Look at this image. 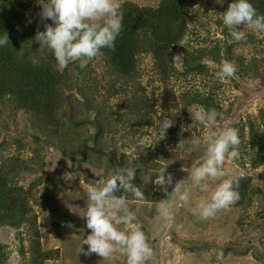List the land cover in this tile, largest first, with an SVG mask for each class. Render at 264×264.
Listing matches in <instances>:
<instances>
[{"label":"trees","instance_id":"16d2710c","mask_svg":"<svg viewBox=\"0 0 264 264\" xmlns=\"http://www.w3.org/2000/svg\"><path fill=\"white\" fill-rule=\"evenodd\" d=\"M231 2L120 0L123 27L115 51L103 49V54L86 68H81L77 61L60 69L51 52L38 50L39 42L34 40L37 30H44L37 0H0V35L9 36V44L0 48V229L13 231L18 238L20 264H50L61 256V249L47 248L48 239H43L39 228L43 209H37L55 193L56 185L66 186L69 180L61 169L58 175L50 173L49 164L55 153L77 164L70 173L76 175L72 177L74 182L82 172L83 183L91 184L125 167L128 158L134 159L133 183L144 191L145 201L140 203L122 190L116 195L128 197L130 207L141 216L142 222L154 223L153 229L147 230L137 220L151 245L153 230H159L156 235L161 230L154 219L158 214L156 205L173 197L174 184L169 186L166 197L154 184L155 177L148 182L143 177H148L155 168L165 167L161 160L167 159L172 165L166 171L173 175L175 183L188 176H184L187 172L182 167L190 168L201 162L203 145L189 153V145L181 148L179 143L200 135L190 125L194 121L190 112L220 109L219 99L226 93L227 84L220 83L214 73L223 61L235 64L237 71L229 83L241 90L236 100L249 97L256 86L264 87V34L257 36L248 31L245 40L235 42L221 19ZM252 3L264 13V0H252ZM207 23L214 24L222 38L211 41L209 36H202L201 29ZM239 27L243 29V25ZM186 33L190 38L182 46L178 41ZM146 57L151 58L152 74L144 63ZM33 58L39 64L34 65ZM176 83H180L179 90ZM232 105L217 121L226 117ZM171 112L178 113L172 116ZM165 116L171 117L174 124L166 137L159 140L158 124ZM250 117L245 124L248 136L244 127L236 124L231 127L241 139L240 159L225 165L230 169L239 161L244 167V170L236 167L242 173L232 178L240 198L214 217L216 223H228V232L219 248L223 258L229 257V264H243L234 255L246 252L231 248L234 240L230 241L229 235L249 218L255 199L261 208L256 214L264 218V176L254 174L264 166V128L261 127L264 120L257 122L252 119L254 116ZM216 130H220L218 126ZM163 145L167 153H162ZM91 169L99 172L95 181L87 175ZM74 182L69 181L68 187L75 193L84 190L86 193L87 184L77 189ZM210 188L214 190L215 184H210ZM193 193L197 194L194 202L210 196L198 188H190L189 194ZM243 209L245 213H241ZM64 216L60 213L53 216L58 233ZM24 229H27L28 249L21 236ZM86 236L83 233L79 243ZM207 239L194 240L196 248L212 245L213 241ZM183 243L186 246L188 240L184 239ZM12 252L0 240V264H11ZM192 260L190 256L189 264ZM108 261L126 264L120 253Z\"/></svg>","mask_w":264,"mask_h":264},{"label":"clouds","instance_id":"9594fccd","mask_svg":"<svg viewBox=\"0 0 264 264\" xmlns=\"http://www.w3.org/2000/svg\"><path fill=\"white\" fill-rule=\"evenodd\" d=\"M41 5L40 19L44 22V30H37L34 40L39 42V49L50 51L56 66L67 68L73 62H79L81 68H86L96 57L103 54V49L115 51V42L122 31L123 13L120 0H37ZM223 4L224 0H217ZM222 23L235 42L246 39L248 31L259 36L264 34V13H260L252 0H232L228 9L222 14ZM51 23H47V21ZM243 25L241 30L239 26ZM190 36L185 34L178 43L182 46ZM9 44L8 34L0 35V48ZM39 60L32 59L34 65ZM237 68L234 63L223 61L219 70L214 73L220 83H226L233 78ZM180 111V110H179ZM178 111V112H179ZM178 112H171L175 116ZM193 120L209 130L203 137L192 135L179 143L183 148L189 145L187 151L204 146V155L198 165L190 168L182 167L188 176L174 183L173 175L167 173V167L153 169L148 182L153 177L158 190L169 194V186L174 184L172 193L179 199L190 204V188H198L203 193H210L207 198H200L189 207L193 216L201 220L215 217L222 209L233 205L240 198L233 179L224 178L225 165L238 159L241 144L240 136L234 128H217V120L222 116L215 109L207 112L199 110L190 112ZM174 121L165 116L158 124L159 140L166 137L167 130ZM134 159H127L125 167L117 168L107 179L99 180L86 188V210L81 215L86 219L90 233L82 238L78 249L79 255L96 254L103 260H111L116 253L126 259V264H148L154 255L148 238L137 222V213L129 204L126 195L117 196L121 190L130 193L138 202L145 201V193L140 186L133 183L136 176ZM217 181H219L217 183ZM210 184H215L214 190ZM158 215L169 220L173 215V203L170 199L160 200L156 205ZM87 245V249H84Z\"/></svg>","mask_w":264,"mask_h":264},{"label":"rangeland","instance_id":"374dc122","mask_svg":"<svg viewBox=\"0 0 264 264\" xmlns=\"http://www.w3.org/2000/svg\"><path fill=\"white\" fill-rule=\"evenodd\" d=\"M201 34L202 36H209L211 41L222 38V34L217 31V27L212 23H207L205 27L201 29ZM144 63L151 72V58H144ZM198 81L199 80L196 82L197 85H199ZM226 84V93L219 99L220 109L218 113L222 114L220 118L224 116L225 111L231 107L230 105L232 103L233 107L228 111L226 117L221 122L217 121V126L222 130L224 128H231L234 126L233 124H236V126L244 127V132L246 136H248L245 124L251 118L250 116H254L252 119L257 120V122H260L261 119L264 120V87L256 86V90L250 92L249 97H240L239 100H236L237 96L241 95V90H237L229 83V80ZM246 85H250V83ZM175 87L179 90L180 83H176ZM152 96L155 97V94ZM180 118L183 122H187L185 121V117L180 116ZM190 125L195 127V130L200 134L199 137H203V135L209 131L203 129L202 126L195 121ZM261 127L264 128V126ZM167 152V148L163 145L162 153ZM161 163L165 167L172 165L167 159H162ZM76 167V163L67 161L60 153L54 154L49 164L50 173L58 175L61 169L60 171H62L64 176L68 175L69 180L66 181V186L56 185L55 188L57 189L54 190L55 193L44 200V205L37 207V209H43L39 218V228H41L43 239H48L46 241L47 248L61 249L60 258L50 264H112L111 261L103 260L102 257H96L95 254L86 256L81 253L79 255L78 249L81 246L79 237L83 233L88 235L90 230L87 229L86 219L81 216L86 210L85 190L81 194H78L67 185L69 181L74 182L72 177L76 175H70V173H73ZM236 167L244 170V167L240 166L239 161L234 162L233 167L230 169L229 166H225L224 170L228 173V175L225 176L226 179H232L239 175L240 172L242 173V171H239ZM78 174V183L77 181L73 183L77 186V189H80L83 184H87L88 186L93 185L91 183H83V173L79 172ZM254 174L256 177L264 176V166L256 169ZM87 175L91 180L95 181L99 172L96 169H91ZM187 175L188 173L184 174V176ZM181 177L184 178L183 176ZM196 195V193L189 194L190 204L194 205V198H196ZM167 199H170L173 203V215L169 220L161 218L158 214L154 218L157 225H160L161 230L159 235H156V232L159 231L158 229H154L152 232L153 241L151 242V247L153 248L154 255L148 264H189L190 256L193 258L192 264H229V257L223 258V256L220 255L222 252L219 248L220 242L225 239L228 232V223L223 224L222 221L216 223L214 217L201 220L199 217L193 216L189 211V207L192 205H187L184 201H181L178 194H173V197ZM49 207L51 210H54V213L50 211ZM260 209L258 199H255L253 208L249 209V218L240 226L237 225L234 227L232 235H229V237H232V239L229 240H234L231 248L237 251L242 250L247 253H243V255H234L236 259L243 261V264H264V218L256 214ZM57 213L65 215L64 220L60 223L61 232L59 233L55 230L53 223V216ZM241 213H245V210L243 209ZM137 220L143 225H146L147 230H149V228L153 229L154 227L153 222L152 225L150 222H142L143 219L140 215H137ZM21 236L25 238L24 244L26 248H30L29 242L27 241V229L23 230ZM72 237L75 238L72 239ZM181 238H183V240H181ZM203 238H208L207 240L213 241L212 245L204 248H196L197 244L194 240ZM184 239L188 240L186 246L183 243ZM0 240L9 246V248L13 249L11 264H20L18 262L19 252L16 249L17 246L20 247V243L15 233H13V231L0 229ZM64 240L66 246L63 248L62 241ZM221 244L223 245L222 242ZM84 249H87V245H84ZM215 254L217 258L214 257Z\"/></svg>","mask_w":264,"mask_h":264}]
</instances>
